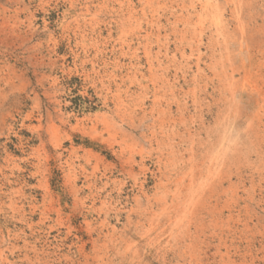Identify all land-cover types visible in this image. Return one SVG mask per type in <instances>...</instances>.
<instances>
[{"label": "rangeland", "instance_id": "374dc122", "mask_svg": "<svg viewBox=\"0 0 264 264\" xmlns=\"http://www.w3.org/2000/svg\"><path fill=\"white\" fill-rule=\"evenodd\" d=\"M87 263L264 264V0H0V264Z\"/></svg>", "mask_w": 264, "mask_h": 264}, {"label": "bare ground", "instance_id": "6f19581e", "mask_svg": "<svg viewBox=\"0 0 264 264\" xmlns=\"http://www.w3.org/2000/svg\"><path fill=\"white\" fill-rule=\"evenodd\" d=\"M5 21V20H4ZM234 81H237V80H234ZM239 81V80H238ZM222 84H223V81H222ZM235 85V84H234ZM169 89V88H168ZM249 91V90H248ZM161 96V95H160ZM238 99V98H237ZM238 102V101H237ZM231 104V103H230ZM239 105V104H238ZM155 107V106H154ZM180 108V107H179ZM108 123V122H107ZM170 127V126H169ZM117 129V128H116ZM162 130V129H161ZM181 133V132H180ZM130 137V136H129ZM171 138V137H170ZM170 145V144H169ZM166 147V146H165ZM174 147V146H173ZM227 147V146H226ZM192 148V147H191ZM194 149V148H193ZM189 150V149H188ZM193 151V150H192ZM193 156V155H192ZM172 157V156H171ZM169 158V157H168ZM210 158H211V156H210ZM170 159V158H169ZM194 159V158H193ZM162 160V159H161ZM195 160V159H194ZM215 160V159H214ZM164 161V160H163ZM175 161V160H174ZM201 161V160H200ZM204 161V160H203ZM202 161V162H203ZM216 161H218V159L216 160ZM211 162H213V161H211ZM217 163V162H216ZM190 164H191V162H190ZM219 164V163H218ZM224 164H225V162H224ZM221 165V164H220ZM189 166V165H188ZM215 166V165H214ZM220 167V166H219ZM191 167L189 166V169H190ZM193 168V167H192ZM214 168V167H213ZM221 168V167H220ZM224 168V167H223ZM179 169V168H178ZM185 169V168H184ZM183 170V169H182ZM192 170V169H191ZM213 170H215V168L213 169ZM164 171V170H163ZM216 171V170H215ZM184 172V171H183ZM217 172V171H216ZM227 172V171H226ZM187 173V172H186ZM190 174H192V173H190ZM190 174L188 175V176H190ZM169 175H171V174H169ZM202 175V174H201ZM184 176H185V173H184ZM205 176V175H204ZM207 178V177H206ZM171 179V178H170ZM188 179V178H187ZM191 180V179H190ZM201 180V179H200ZM202 180H204V179H202ZM207 180V179H206ZM164 181V180H163ZM199 181V180H198ZM188 182H189V180H188ZM203 182V181H202ZM204 182H205V180H204ZM209 182V181H208ZM164 183H166V182H164ZM200 183V182H199ZM203 184V183H202ZM212 185V182L211 183H209V185ZM182 185V184H181ZM197 185V184H196ZM204 185V184H203ZM180 185H178V187H179ZM188 186H189V184H188ZM200 186V185H199ZM207 186V185H206ZM225 186H226V184H225ZM167 187V186H166ZM186 187V186H185ZM203 188H204V186H203ZM227 188V187H226ZM169 189V188H168ZM186 189H187V187H186ZM189 189H190V187H189ZM193 189V188H192ZM202 190V189H201ZM206 190V189H205ZM205 190H204V192H205ZM216 190V189H215ZM196 191V190H195ZM207 191V190H206ZM210 191V190H209ZM212 191V190H211ZM166 192V191H165ZM199 192V191H198ZM197 192V193H198ZM217 191H215V193H216ZM223 193V192H222ZM189 194V193H188ZM187 194V195H188ZM190 194H192V193H190ZM207 194V193H206ZM208 195V194H207ZM176 196V195H175ZM189 196V195H188ZM216 196V195H215ZM171 197V196H170ZM199 197V196H198ZM198 197H196V198H198ZM207 197V196H206ZM186 198V197H185ZM184 198V199H185ZM183 199V200H184ZM210 199V198H209ZM186 200V199H185ZM201 200V199H200ZM234 200V199H233ZM168 201V200H167ZM189 201V200H188ZM235 201H237V200H235ZM185 202V201H184ZM207 202V201H206ZM210 202V201H209ZM180 203V202H179ZM212 204V203H211ZM211 204H209V205H211ZM236 204V203H235ZM187 205V204H186ZM164 206V205H163ZM181 206V205H180ZM194 206H196V205H194ZM203 206H205L204 204H203ZM202 206V207H203ZM247 206V205H246ZM188 207V206H187ZM187 207H186V209H187ZM191 207V206H190ZM176 208V207H175ZM184 208V207H183ZM204 208V207H203ZM219 208V207H218ZM164 209V208H163ZM178 209V208H177ZM190 209V208H189ZM175 210V209H174ZM196 211H197V209H195ZM186 211V210H185ZM219 211V210H218ZM222 211V210H221ZM143 212V211H142ZM145 212V211H144ZM147 212V211H146ZM150 212H153V211H150ZM174 212V211H173ZM189 212V211H188ZM194 212V211H193ZM162 213V212H161ZM187 213V212H186ZM141 214V213H140ZM152 214V213H151ZM153 214H155V213H153ZM221 214H222V212H221ZM147 215V214H146ZM161 215V214H160ZM213 216V215H212ZM218 216H219V214H218ZM160 217V216H159ZM173 217V216H172ZM214 217V216H213ZM217 217V216H216ZM168 218V217H167ZM176 218H178V217H176ZM183 218L185 219V217H182V220H183ZM197 218V217H196ZM158 219V218H157ZM180 219V218H179ZM208 219V218H207ZM222 219H223V217H222ZM145 220V219H144ZM181 220V221H182ZM188 221V220H187ZM193 221H194V219H193ZM199 221V220H198ZM139 222V221H138ZM141 222V221H140ZM139 222V223H140ZM183 222V221H182ZM212 222H213V220H212ZM158 223V222H157ZM202 223V222H201ZM201 223H200V225H201ZM141 224V223H140ZM156 224V223H155ZM179 224H180V221H179ZM196 224V223H195ZM222 225V224H221ZM155 226V225H154ZM196 226V225H195ZM216 226V225H215ZM145 227H147V226H145ZM201 227V226H200ZM144 228V227H143ZM180 228V227H179ZM154 229H155V227H154ZM160 229V228H159ZM151 230V229H150ZM188 230V229H187ZM186 230V231H187ZM148 234V233H147ZM182 234H183V232H182ZM147 236H149V235H147ZM150 237V236H149ZM148 241V240H147ZM128 254V253H127ZM87 260V259H86ZM88 264V263H87ZM91 264V263H90Z\"/></svg>", "mask_w": 264, "mask_h": 264}]
</instances>
